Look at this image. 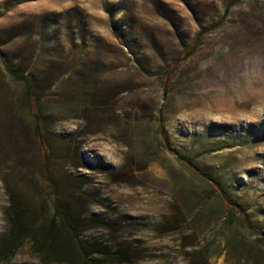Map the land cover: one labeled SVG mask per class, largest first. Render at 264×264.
Masks as SVG:
<instances>
[{
  "label": "rangeland",
  "instance_id": "obj_1",
  "mask_svg": "<svg viewBox=\"0 0 264 264\" xmlns=\"http://www.w3.org/2000/svg\"><path fill=\"white\" fill-rule=\"evenodd\" d=\"M234 1L0 0V52L39 79L51 153L46 170L0 60V264H85L56 201L106 251L94 264H264V240L174 154L264 232V0H240L212 28ZM13 206L21 225L39 223L17 247Z\"/></svg>",
  "mask_w": 264,
  "mask_h": 264
},
{
  "label": "trees",
  "instance_id": "obj_2",
  "mask_svg": "<svg viewBox=\"0 0 264 264\" xmlns=\"http://www.w3.org/2000/svg\"><path fill=\"white\" fill-rule=\"evenodd\" d=\"M240 0H236L230 4H228L224 9L223 18L220 22L214 25L212 28L219 27L223 20L228 16L230 10L239 5ZM207 33L206 30L200 31L192 40V42L186 47V49L176 58L168 70L165 73L162 82V90L164 96L168 93V90L171 85V81L173 78L174 72L179 69L197 50L199 43L201 42L202 38ZM0 60L4 67L5 72L16 82L20 83L23 87L24 94L23 100L27 104L30 110L24 114L25 120H34L35 122V141L38 148V155L37 159L42 167L46 170H49V161H50V146L47 139L46 133V120L42 116L41 111V83L37 77L32 74H29L25 71H21L15 68L11 61L7 59V55L3 52H0ZM162 145L167 151H172L169 147L168 140L166 138L165 133L162 131ZM177 155L178 161L188 168L198 179L207 183L209 187L214 191L215 194L219 197L222 202L223 208L226 211V216L230 219H234L239 217L241 219L244 226L252 233L258 236L260 239L264 240V232L257 229L256 227L252 226L246 211L236 202L231 200L229 196L224 192L221 184L218 180L210 177L209 175L205 174L198 166H196L191 160L178 155L176 152L174 153ZM10 218L12 222V236H15L14 246L17 247L21 241L27 240L30 238H35V233L33 229H35L38 224H35L33 227H27L20 224L21 214L17 206H13L11 208ZM53 218L60 219L63 221V224H68V232L72 243L78 249L83 261L85 264H94L91 257L98 256L103 257L106 256V251L103 248L92 246H86L80 239L76 233V229L72 226L77 225V218L70 216L66 212V208L64 205L56 201L53 206ZM55 224V222H54ZM49 247L51 245H48Z\"/></svg>",
  "mask_w": 264,
  "mask_h": 264
}]
</instances>
